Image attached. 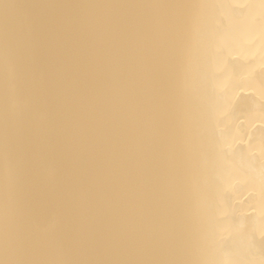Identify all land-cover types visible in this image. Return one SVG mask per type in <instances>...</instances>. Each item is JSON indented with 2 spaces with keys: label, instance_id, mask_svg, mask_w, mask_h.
<instances>
[{
  "label": "bare ground",
  "instance_id": "6f19581e",
  "mask_svg": "<svg viewBox=\"0 0 264 264\" xmlns=\"http://www.w3.org/2000/svg\"><path fill=\"white\" fill-rule=\"evenodd\" d=\"M0 264H264V0H0Z\"/></svg>",
  "mask_w": 264,
  "mask_h": 264
}]
</instances>
